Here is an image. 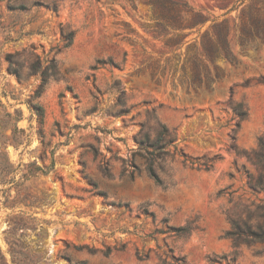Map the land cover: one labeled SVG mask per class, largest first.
<instances>
[{
  "label": "rangeland",
  "instance_id": "obj_1",
  "mask_svg": "<svg viewBox=\"0 0 264 264\" xmlns=\"http://www.w3.org/2000/svg\"><path fill=\"white\" fill-rule=\"evenodd\" d=\"M148 1L0 0V264H264V47L204 93L180 61L230 0H163L209 20L177 51Z\"/></svg>",
  "mask_w": 264,
  "mask_h": 264
},
{
  "label": "trees",
  "instance_id": "obj_2",
  "mask_svg": "<svg viewBox=\"0 0 264 264\" xmlns=\"http://www.w3.org/2000/svg\"><path fill=\"white\" fill-rule=\"evenodd\" d=\"M147 3L154 11L157 23L168 29L163 38L166 47L171 51H177L185 45L188 34L183 32L186 29H198L197 32L201 33L209 21L187 4L172 3V7H167L163 0H150ZM224 8L226 13L223 19L212 20L210 28L188 45L185 59L180 61V71L183 73L181 82L200 88L204 93L213 92L225 79V70L217 61L221 60L235 67L240 65L232 47L233 40L243 51L249 47L260 51L264 47V0H230ZM234 12H237V16H232ZM237 114L242 120L247 116L244 111H238ZM173 141V136L164 127L154 141L147 136L141 145H145V150L152 148L156 152H167ZM261 144L264 148L263 141ZM149 172L157 183H161L152 167ZM170 230L181 232L182 229L170 227ZM123 249L124 247L116 250ZM111 253V249L104 252L106 256ZM136 255L141 261L149 259V254L144 252L137 251Z\"/></svg>",
  "mask_w": 264,
  "mask_h": 264
}]
</instances>
